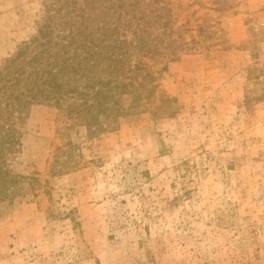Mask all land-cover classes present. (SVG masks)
Wrapping results in <instances>:
<instances>
[{
	"label": "rangeland",
	"instance_id": "1",
	"mask_svg": "<svg viewBox=\"0 0 264 264\" xmlns=\"http://www.w3.org/2000/svg\"><path fill=\"white\" fill-rule=\"evenodd\" d=\"M44 1L0 0V70L37 34ZM202 1L182 4L210 14L221 42L155 65L154 96L115 130L31 107L9 158L28 179L0 203V264H264V0L222 13Z\"/></svg>",
	"mask_w": 264,
	"mask_h": 264
},
{
	"label": "trees",
	"instance_id": "2",
	"mask_svg": "<svg viewBox=\"0 0 264 264\" xmlns=\"http://www.w3.org/2000/svg\"><path fill=\"white\" fill-rule=\"evenodd\" d=\"M212 2L210 11H226L225 0ZM219 42L212 16L186 11L182 0H45L37 34L0 70V203H12L28 179L12 171L9 158L33 105L64 110L90 132L115 130L154 96L155 65L165 71ZM257 71L249 80H259ZM71 158L72 150L59 149L66 166Z\"/></svg>",
	"mask_w": 264,
	"mask_h": 264
}]
</instances>
